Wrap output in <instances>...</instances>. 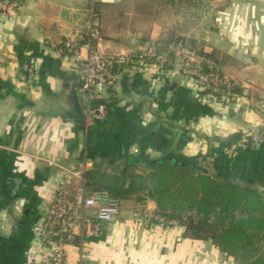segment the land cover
<instances>
[{
    "label": "crops",
    "instance_id": "0c3cea01",
    "mask_svg": "<svg viewBox=\"0 0 264 264\" xmlns=\"http://www.w3.org/2000/svg\"><path fill=\"white\" fill-rule=\"evenodd\" d=\"M18 2V9L0 14V264H35L50 254L41 226L69 170L143 172L148 166L139 158L175 153L264 195V141H219L264 125V0ZM89 24L99 28L106 53L161 45L168 37L192 43L215 56L211 62L233 77L240 93L222 101L178 65L164 71L120 65L107 90V116L89 124L77 74L53 47ZM83 182L71 181L69 192ZM141 195L121 199L120 215L101 222L97 234H77L65 264H237L211 239L155 222L156 202ZM139 204L148 218L137 216Z\"/></svg>",
    "mask_w": 264,
    "mask_h": 264
},
{
    "label": "built area",
    "instance_id": "2783aa9c",
    "mask_svg": "<svg viewBox=\"0 0 264 264\" xmlns=\"http://www.w3.org/2000/svg\"><path fill=\"white\" fill-rule=\"evenodd\" d=\"M19 6L18 0H0V14H7ZM100 41L99 28L89 24L75 35L53 44L55 51L77 74V92L83 98L89 124L107 116V90L115 85V71L120 65L137 63L158 71L166 70L169 65H178L181 74L192 79L203 91L218 94L222 101L235 97L237 84L233 77L192 47L171 43L162 51L158 43L152 42L124 53H106L100 49ZM256 140L263 141L264 134ZM74 179L85 181V169L69 170L68 177L52 194L41 226L42 239L51 243V252L35 264H65L66 246L77 234L83 235L86 231L97 234L101 222L111 221L121 213L122 200L107 191H88L83 182L69 192L68 185ZM136 214L144 218L149 216L143 204L137 206ZM153 218L162 226L177 223L156 215Z\"/></svg>",
    "mask_w": 264,
    "mask_h": 264
},
{
    "label": "trees",
    "instance_id": "16d2710c",
    "mask_svg": "<svg viewBox=\"0 0 264 264\" xmlns=\"http://www.w3.org/2000/svg\"><path fill=\"white\" fill-rule=\"evenodd\" d=\"M191 46L212 63L214 55ZM234 91L240 93L237 86ZM107 107L110 110L108 100ZM257 130L264 134V125ZM206 138L209 143L214 141ZM240 140L243 145L264 141L243 132H235L219 141ZM165 155L169 156L163 158ZM165 155L153 160L139 158L148 166L143 172L125 173L115 169L110 173L94 166L86 171L85 187L91 192L107 191L119 199L136 194L141 200V194L145 193L156 202L154 215L176 220L184 227L186 236L196 240L211 239L237 264H264V195L258 188L217 176L193 159L175 153Z\"/></svg>",
    "mask_w": 264,
    "mask_h": 264
},
{
    "label": "rangeland",
    "instance_id": "374dc122",
    "mask_svg": "<svg viewBox=\"0 0 264 264\" xmlns=\"http://www.w3.org/2000/svg\"><path fill=\"white\" fill-rule=\"evenodd\" d=\"M64 40V39H63ZM62 41V40H61ZM60 42V41H59ZM171 43H182V44H184V45H186V46H189V47H192L191 45H192V43H188L187 41H181V39H177L176 37H171V38H166L165 40H164V42L162 41L161 42V45H159V47H160V49L162 50V51H164L169 45ZM169 44V45H168ZM179 67V66H178ZM213 94H215V93H213ZM215 96L216 97H218V99H220V96L218 95V94H215ZM236 97V96H235ZM231 99V98H230ZM229 99V100H230ZM252 135H253V137H254V139H257V138H259L261 135H263L262 133H260V132H258V131H254L253 133H252ZM202 164V163H201ZM208 169H209V167H208V165L207 164H204ZM137 216H139V218H142L140 215H137ZM152 217H154V215H152ZM151 221H152V219H150ZM177 224H179L178 222H177Z\"/></svg>",
    "mask_w": 264,
    "mask_h": 264
},
{
    "label": "water",
    "instance_id": "95a60500",
    "mask_svg": "<svg viewBox=\"0 0 264 264\" xmlns=\"http://www.w3.org/2000/svg\"><path fill=\"white\" fill-rule=\"evenodd\" d=\"M71 96L74 99V101H76L75 86L74 85H72V87H71ZM73 111L76 112L80 116L81 123H85L86 122L85 119H84V117L82 116V114L79 112L77 102H75V109H73ZM167 156H169V155H165L163 158H165Z\"/></svg>",
    "mask_w": 264,
    "mask_h": 264
}]
</instances>
